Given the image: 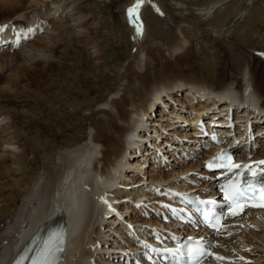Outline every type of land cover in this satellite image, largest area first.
<instances>
[{
	"label": "bare ground",
	"instance_id": "bare-ground-1",
	"mask_svg": "<svg viewBox=\"0 0 264 264\" xmlns=\"http://www.w3.org/2000/svg\"><path fill=\"white\" fill-rule=\"evenodd\" d=\"M29 1L30 6L37 7L38 5L39 7L41 5L40 10L44 12L50 11V13L52 10L57 11L59 3H61L59 0L57 5H54L56 3H53V5L48 4L46 0ZM75 2L78 3L79 0H70L65 7L67 8L66 11L58 12L57 16H61V18L65 17L66 20L64 21L65 18H62L63 22L57 23L58 25L55 27L56 32L52 33V41L43 44L47 52H53L54 56H50L53 59L44 58V64L35 62L36 66L27 67L25 71L20 72L27 62H30L31 59H37V54L39 57V53L36 52L33 55L34 53H30V51L28 52L25 48H22V50L18 49L17 52L15 51L17 54L10 61L8 60L10 55H5L1 64L2 69L7 68L8 70L16 71V73L13 74L12 72L8 75L4 73L0 74V101L6 100L4 99L5 96L10 93L15 101L25 100L29 106L31 104V107L23 110L20 114L27 117H35L36 112L40 113L37 109L46 107L45 103L49 101L50 104L46 108L49 110L48 117H50V120L51 118L58 119L57 125L59 131L56 137L54 135L52 137L47 133L49 124L48 126L47 124H41L36 119L34 120L36 125H33L19 120L17 118L18 113L13 112L14 125L21 129L17 130L13 128L12 132L10 131L9 134L3 135L0 138V168L6 167L8 173L12 172L14 175L19 176L18 180L15 183L12 182L13 185L9 188L12 190L10 196L15 198L13 205L3 206L0 212V222L4 223L3 226H0V241L2 243V245L0 243V264H11L25 249L34 235H37V238L33 240V244H36L38 247L40 245L38 242L44 240L54 224L65 221L64 216L61 214H63V202L69 191L77 195L78 198L84 199V207L81 212L80 223L77 227L73 226L70 219L67 220V242L60 264H122V254L119 255L117 249L124 250L125 246L120 245L119 239L117 240L115 237L116 240L110 238H112L114 231H118V235L123 239L125 238L124 233L127 232L130 235L132 233V229L128 227L130 219L122 215V212L130 207L129 199H135L136 197L139 199L147 195L144 192L147 186L140 185L144 180L140 178L139 174L146 171L149 172V170L144 169L149 155H154L153 157L159 156L157 150L151 151L153 146L159 149L164 148L167 153L174 150L173 155L176 156V150L184 151L196 144V140H189L197 137L196 133L192 134V137L189 135L194 130L193 127L198 117L200 115H209L210 111H212L211 109L217 107V103L225 100V94H229L231 98L229 102L223 104L222 110H227L230 105H233L236 111L244 103L254 108L257 113H264V63L262 64L263 69L260 68L261 73L257 74L248 55L242 57L238 53V50L231 46L230 50L233 53L234 62L231 65L234 74L229 80L223 81V78L219 77L220 75L213 74V68L221 65V61L215 62V60L206 62L201 66L203 73L200 75L165 80L163 77L164 71L160 70H164V68L159 65H164L166 61L160 60L159 64L155 66L147 64L143 70L141 68L145 63L142 65V56L140 55L138 60L135 59L133 63L128 65L126 76L130 81L124 87L125 93L112 101L110 110L99 108L95 111V108H92L90 114H82L81 109L90 107L94 102L97 103V101L101 100L100 94L103 91L101 83L103 81L101 82L99 78H93V71H90L88 74L82 73V65L78 68H73L71 76L67 74V68H70L68 60L74 57L70 51L72 46L70 39L74 35H77V30L76 34H74V31V33L70 31L72 28L70 29L68 23L75 20L73 18L74 15H81L82 18L85 17V10L79 7L80 2L77 4L79 6H74ZM0 3L14 5L21 3V0H0ZM216 7V5H213V8L209 9L206 14L212 13V9L214 11ZM1 12L0 14L3 13ZM139 12H142V10H138V23H141V26H145L141 22V14ZM0 17L3 18L2 16ZM127 17L130 21L129 15ZM86 19L88 20V18ZM44 20L45 22H49L48 20L50 19L47 14ZM86 22L85 19L84 21L82 19V24L79 26H87ZM12 24L3 31H0V44L4 45L8 40H11L13 44H17L20 40H22L21 43L27 44L30 38L27 39L28 35L23 37L27 34V31H22L19 27ZM33 25L34 32H36L38 26ZM176 28L182 38L180 45L173 49L171 57H173L176 51L181 53L187 43L184 35H182L181 28ZM94 32L97 34L98 29L96 28ZM153 33L156 35L155 30ZM46 38L47 35H37L36 41L40 43V41L43 42ZM27 45L25 47H28ZM104 53L102 52L101 54L103 55ZM256 54L264 59L263 55L257 52ZM256 54H253L252 57L255 58L254 55ZM262 61L264 62V60ZM79 62L82 64L81 59ZM97 64L93 66L94 69L97 67ZM100 71L101 69H99ZM213 77L217 79L215 83H213ZM5 80L8 82V85L2 86V82H5ZM185 87L188 88L183 93L186 96L183 98L179 96V92ZM54 90H58V93H55ZM162 90L173 95L172 98H174L176 103L170 110L175 116H180V113L184 112L185 116L181 117L182 120L172 121L170 117H165V115L161 117L159 115L158 119L152 120L155 115L150 111H154L157 116L159 105L152 104L151 102L156 101L157 98L155 96L157 92L161 94L157 102L161 100ZM189 90H191V93H194L190 94ZM218 92H223L224 95H220ZM78 98L82 99L79 100ZM203 98L207 99L205 103L201 101ZM71 99H74V106L72 108L68 107ZM197 99H200V101L196 103ZM255 102H260L261 107L259 105L256 106ZM208 104L213 105L209 106ZM242 112L244 113H240L238 118L241 126L245 128L247 111L242 110ZM45 113H42V116ZM2 115L3 113L0 112V116ZM71 115L81 116L79 123L75 125L71 121H67L68 119L70 120ZM85 120L89 121V124L95 129V135L90 132L92 135L90 134L89 138H87L86 134L82 133L83 128L86 127L84 124ZM182 121H189L190 123L182 128ZM174 122H178L177 127L174 128V131L172 128V132L168 134L171 136L178 134L177 136L179 137L176 136V141H174L175 138L173 137H165L164 134L161 136L159 133L163 131V126H172ZM190 126L192 129H187ZM1 127L7 129L6 125ZM11 127H13V124H8V129ZM66 128L71 133H64L63 130ZM75 130L78 131L75 132ZM263 130L264 124L259 125L256 134L257 139L260 138V134L264 137ZM64 136L66 139L72 141L62 140L61 138H64ZM163 137L166 138L164 144L161 143L163 140L159 142ZM86 138L87 141L85 140ZM185 138L188 139L187 142L184 143L182 141L181 143V140ZM78 140H85L86 142L84 141L85 143L81 145L75 144V141L77 142ZM146 141H149V145L151 146H147ZM191 141L194 142L192 145L189 144ZM181 145L183 148L180 149ZM97 146L100 149L99 152H101L100 158L98 156L101 166L98 167L97 164L96 170H99L100 174L92 175L90 166L93 159L97 157ZM102 146L104 147L103 150L100 148ZM56 149L59 150L55 151ZM142 149H144V153L135 155L138 151L142 152ZM52 150L55 152L48 154ZM44 154H48V158L41 162L40 158ZM260 156H264V151L260 153ZM162 164V159L157 160L158 169L161 166H169L168 164ZM129 165H132V168ZM194 167L196 166L194 165ZM39 171L40 175L37 173ZM161 173L150 174V181L157 183L155 186L164 184L163 181H166L165 185L168 183H171L170 185L180 183L178 179L175 180L178 178L176 174L172 175L169 173L163 175ZM37 174L39 177H37ZM45 176L47 181L45 180ZM132 182L135 185L129 186ZM212 183L208 185L212 184L210 186L214 188L215 182L213 181ZM102 191L104 192L106 203H101L99 199L95 198L97 192ZM134 193L136 195L133 197ZM16 197L21 198L20 204H17L18 199ZM72 204L76 205L78 201L73 200ZM113 213H116L117 216L111 215ZM248 214L250 223L253 221L264 223V221L261 222L264 215L263 211L249 210ZM116 220L121 221V224ZM102 228L107 229V232L112 231V233H103L104 230L102 232ZM261 230L264 232V226ZM148 236H150V233H147L145 238H148ZM132 240L127 244L139 245V241L134 240L132 242ZM117 242L119 245H116ZM99 246L101 249L98 250ZM35 251L33 248L32 253ZM32 253L29 258L32 256ZM246 255L248 254L246 253ZM28 260L25 264H28ZM86 260H89V263H86ZM209 262L206 264H209ZM244 264L246 263L244 262Z\"/></svg>",
	"mask_w": 264,
	"mask_h": 264
},
{
	"label": "rangeland",
	"instance_id": "rangeland-1",
	"mask_svg": "<svg viewBox=\"0 0 264 264\" xmlns=\"http://www.w3.org/2000/svg\"><path fill=\"white\" fill-rule=\"evenodd\" d=\"M59 1H61V3H59L57 11L52 10L51 13L50 11L46 12L51 22H49L50 23L48 27L49 31L48 32L46 31L42 35H47V38L43 40V42L40 41L41 44L36 41L37 39L34 40L30 38V40L28 39L29 40L28 41L29 43H27L28 45L26 44L28 47H25L26 45L25 46L23 45L21 46V48H19V50L25 48V50H27L28 52L30 51V53H34L33 55H35L36 52L39 53V57L37 54V59L35 60L31 59L30 62H27V64L23 66L20 72L25 71L27 67L36 66V64H34L35 62L44 64L46 58L50 59L52 56H54L53 52L50 53V51L47 52L45 50L43 44H47L48 41H52V33L54 34L56 32L55 27L56 25H58L57 23L59 22L62 23L63 22L62 18L63 19L65 18V17L61 18V16H57V15L58 12L61 13V11H66L67 8L65 7L70 0H59ZM59 1L46 0L48 4H52V5L53 3H56L54 5H57L58 4L57 2ZM29 2H30L29 0H21V3H18L19 5L18 4L7 5L4 3H0V12L1 11L3 12V13L1 12L2 14H0V16L3 17V18L0 17V23L1 22L3 23L4 21H10L11 23L9 25H11L16 21L14 17H17L18 19L28 20L31 18L33 14L41 18L46 16V14L42 13L39 10L38 5L37 7L30 6ZM79 2L78 3L80 4V6L77 5L78 4L77 2H75L73 5L82 7L83 10H85V17L82 18L80 14H79L80 16L74 15L73 18H75V20L74 21L72 20L71 22L68 23L70 25L69 26L70 29L72 28L70 31L72 32L74 31L75 33L74 32L73 33L76 34V30H77V35H74L70 39V41H72V46L70 51L72 53V56L74 57L68 60L70 68H67L68 70L67 74L71 76L73 68H78L80 65H82L83 67L81 71L82 73L88 74L90 71H93L94 74L93 78L94 77L96 79L99 78L101 82L103 81L101 83L103 85V91L100 94L101 100L97 101V103L94 102L90 107L81 109L82 114L83 113L90 114L92 108L93 109L95 108V111L98 110L99 108L110 110V108L112 107L111 104L112 101L116 100L117 97L125 93L124 87L130 81L129 78L126 76L128 65L133 63L135 59L138 60V57H140V55L142 56L141 57L142 65L145 63L141 68L143 70L146 68L147 64H152L155 66L159 64L160 60H162L163 62L166 61L164 65H159L160 67L164 68V70L162 69L160 70L164 71L163 77L165 78V80L178 79L190 75H195V76L200 75L203 73L202 72L203 68L201 69V66H203L206 62L213 60H215V62L221 61L220 66L213 68V74L220 75L219 77L223 78L222 79L223 81L229 80L234 74L233 72L234 70H232V65H231L234 63L233 53L230 50L231 46L234 47V49L236 48L238 50V53L241 54L242 57L248 55L250 60H252L251 63L254 65V71L257 74L261 73L260 68L263 69L262 64L264 62L262 60L264 59L257 56L256 52L264 53V0H154V1L143 0L139 8V10L140 11L142 10V12L139 13L141 14V22H143L145 26H141L143 27L141 33L137 32V28H136L137 26L132 24L127 17L128 9L132 7L137 2V0H82V1L79 0ZM213 5L217 6L214 9V11L212 9V13L206 14L209 9L213 8ZM156 6L163 12L165 16L159 14V12H156V10L154 9ZM86 18H88V20ZM82 19L83 21L85 19V22L87 21L86 22L87 26H84L85 28L87 27L86 29L84 27H80L81 26L80 24H82ZM65 20L66 18L64 19V21ZM31 22L32 24L36 25V21L33 20L27 22V25L31 24ZM176 27L181 28L183 32L182 35H184L185 39L187 40V43L181 53L176 51L173 57H171L173 49L178 47V45H180V40L182 38L180 36V32H178ZM96 28L98 29L97 34H95V32L93 33V31L96 30ZM154 30L156 31V35H154L153 33ZM87 42L90 44H88ZM17 50L18 49H16L15 51L17 52ZM15 51L11 52L7 48H5L4 50H0V74L4 73L5 75L6 74L8 75L9 73L12 72L13 74L16 73V71H11L8 70L7 68L2 69L1 66L5 58V55H10V57L8 58V60L10 61L12 60V58L15 57L14 55L17 54ZM102 52L105 53L102 55L101 54ZM97 54L98 55L100 54L99 56L101 58ZM253 54H256L254 55L255 58L252 57ZM80 59L82 60V64H80L79 62ZM95 64H97V67H95L94 69L93 66ZM99 69H101L100 72ZM118 77L120 78V80ZM212 79L214 80L213 83H215L217 80L216 77H213ZM2 83H3L2 86L8 85V82H6V80L5 82ZM54 92L58 93V90H54ZM188 92L190 94L194 93V92L191 93V90H189ZM160 96H161L160 92H157V95L155 96V98H157L156 101H152L151 103L157 105L158 104L157 101L159 100ZM4 99L6 100L0 101V112L3 113V115L1 116L2 119L0 125L1 126L6 125L8 129V124H13V127L7 130L0 126L1 127L0 138L3 137V135L9 134L10 131L12 132V130L14 129L17 130L21 129L20 127L14 125L13 112L18 113L17 118L19 120L29 122L33 125H36L34 123V120L36 119L39 120L38 122L41 124L44 125L47 124V126L49 124L47 128V133L52 137L53 135L56 137L59 131V127L57 125L58 119L56 118H51V120L49 119L50 118L48 117L49 110L46 109L48 108L47 105L50 104L49 101L45 103L46 107H41V109L40 108L37 109L40 113L36 112L35 117L33 116L27 117V116H23L20 113L23 112V110H26L29 107H31V104L29 106V104L26 103L25 100L15 101L12 98L11 93L5 96ZM78 99L81 100L82 98H78ZM202 100L203 99H201V101ZM255 103L256 106L259 105L261 107L260 102H255ZM68 104H69L68 107L72 108V106H74V99H71ZM208 105L212 106L213 104H208ZM41 112L42 113L46 112V113L44 114V116H42L43 114ZM150 112H152L153 115L156 116L154 111L151 110ZM216 113L217 111H213L212 115L213 114L215 115ZM32 114H34V112H32ZM155 116H153L152 120H156L158 118L157 116L156 117ZM184 116H185L184 112L180 113V116H176L177 118L176 120H182L181 117ZM80 117L81 116L71 115L70 120L68 119L67 121H71L73 124L76 125L77 123H79ZM84 124L86 125V127L83 128L82 133L86 134L87 138H89L91 133L95 135V129L92 127V125L89 124V121L85 120ZM173 125L167 127L163 126L162 127L163 131L159 132L160 135L161 136L163 134L165 135V132L166 134L171 133L172 128L174 131V128L177 127V124L174 126ZM187 129H192V128L190 126L187 127ZM77 131L78 130H75V132ZM63 132L67 134L71 133L68 130V128L64 129ZM177 135L175 134V136H171L168 134L169 137L175 138L174 141H176L177 137H179ZM87 138L85 139L86 141ZM61 139L72 141L70 139H66L65 136L64 138ZM85 140H78L77 142L75 141V144L78 143V145H81L86 142ZM165 141H162L161 143ZM192 143L194 142L193 141L189 142V144ZM100 148L101 150H103L104 147L102 146ZM58 150L59 149H56L55 151ZM17 151L19 152V150ZM55 151L52 150L48 152V154ZM99 151L100 149L97 146V151H96L97 157L93 159L90 166L91 169L89 167L92 175L100 174L99 170L98 171L96 170L97 164L98 167L101 166V162H99L101 152ZM262 151H264V149ZM48 154H44L43 157L40 158L41 162L48 158L47 157ZM129 154L131 155V153ZM194 163L197 164L200 163L199 159L192 160L189 163L188 162L179 163V164L176 163L174 169L179 171L185 169V172H189V170L194 168V165L197 166ZM129 166L132 168V165ZM2 169L0 168V212L3 206L7 207L9 205H13L15 198L10 196L12 194V190L9 188L11 187V185H13L12 182L15 183L19 178L18 175H14L12 172H9L10 173L9 174L6 170V167H3ZM175 170L171 171L170 174L179 175L180 172L179 171L176 172ZM185 172L182 171V173ZM37 173L40 175V171ZM38 174L37 177H39ZM45 180L47 181V178ZM16 198L18 199L17 204H20L22 201L21 198L19 197ZM129 211L130 209L127 208L126 211L123 212L121 211V212L123 213L122 215H124L125 214L124 212H129ZM116 216L117 214L114 217ZM262 217L263 218L261 222L264 221V215ZM127 218L132 219L136 217L130 215ZM248 218H249V214H247V219ZM145 220L146 219H143V221ZM254 222L256 221H253V223ZM262 224L264 225V223H259V225ZM3 225L4 223L0 222V226ZM102 232L107 234L112 233V231L107 232V229L104 228H102ZM252 232L253 233H251L250 231H245V233H242V235H238V237L228 238L227 240H230L231 238L232 239L230 240V242L228 241L226 242L225 247L226 249L229 248L230 250H232L234 247L235 250H233V252H238V250L236 249L237 246L241 243V241H245L243 246L252 245L251 247L253 250L252 256L258 258L257 260L258 262L254 264H264V256H263L264 232L262 230L261 232L256 230V234L254 233L253 230ZM118 236H120L118 235V231H114V233L112 234V238L110 239L116 240L115 238L118 239L119 238ZM132 239L133 238H131V240ZM132 242H134V240H132ZM99 249H101L100 246L98 247V250ZM209 264H214V263L209 262Z\"/></svg>",
	"mask_w": 264,
	"mask_h": 264
},
{
	"label": "snow or ice",
	"instance_id": "snow-or-ice-1",
	"mask_svg": "<svg viewBox=\"0 0 264 264\" xmlns=\"http://www.w3.org/2000/svg\"><path fill=\"white\" fill-rule=\"evenodd\" d=\"M143 0H137V2L128 9V15L130 18V21L137 26V32L141 33L142 27L138 23L139 15L138 10L141 6V3ZM7 26H0V31H3ZM260 163H264V161H261ZM229 167H240L239 165H229ZM231 191V196L226 193L225 199L231 201L229 207H231L232 204L240 202L241 200L251 199L253 198L257 192L264 193V187H261L260 189H253L251 185H247L243 188H237L235 184L229 186ZM236 214V213H233Z\"/></svg>",
	"mask_w": 264,
	"mask_h": 264
}]
</instances>
